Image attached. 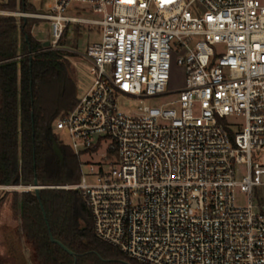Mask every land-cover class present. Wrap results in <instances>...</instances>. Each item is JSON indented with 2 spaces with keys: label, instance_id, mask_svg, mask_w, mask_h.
Returning a JSON list of instances; mask_svg holds the SVG:
<instances>
[{
  "label": "built area",
  "instance_id": "built-area-1",
  "mask_svg": "<svg viewBox=\"0 0 264 264\" xmlns=\"http://www.w3.org/2000/svg\"><path fill=\"white\" fill-rule=\"evenodd\" d=\"M72 4L100 18L66 15ZM0 15L48 21V49L70 23L100 30L84 55L94 82L52 126L89 170L51 186L80 192L97 238L143 264H264V0H52ZM174 56L185 84L168 90ZM13 188L34 190L0 185Z\"/></svg>",
  "mask_w": 264,
  "mask_h": 264
},
{
  "label": "trees",
  "instance_id": "trees-1",
  "mask_svg": "<svg viewBox=\"0 0 264 264\" xmlns=\"http://www.w3.org/2000/svg\"><path fill=\"white\" fill-rule=\"evenodd\" d=\"M0 9L35 13L30 0H6ZM35 22L0 15V185L30 186L37 179L45 187L39 198L34 190L13 196L21 246L31 252L32 264H143L96 237L91 211L79 191L51 188L81 179V159L52 129L78 98L67 54L35 39ZM52 138L62 148L63 161L53 151ZM50 233L77 255L76 263L51 241ZM14 259L24 263L20 256ZM0 264L13 263L0 259Z\"/></svg>",
  "mask_w": 264,
  "mask_h": 264
},
{
  "label": "rangeland",
  "instance_id": "rangeland-1",
  "mask_svg": "<svg viewBox=\"0 0 264 264\" xmlns=\"http://www.w3.org/2000/svg\"><path fill=\"white\" fill-rule=\"evenodd\" d=\"M6 0H0V2H5ZM30 3L36 7L34 9L38 13H47L49 7L52 5V0H30ZM0 11H10L6 9H0ZM23 13L22 11H16ZM66 15L87 18V19H98L100 16L86 4H72L68 7ZM35 24H39L36 30L37 36L50 38L51 27L50 23L46 20H40L37 18ZM100 30L96 26H91L84 23H70L67 26V30L64 33L62 45L58 46L62 49L67 55L69 61V72L73 80V83L76 87L77 98H82L90 89L94 82L95 78V66L93 63L88 60L84 55L88 45L93 42L100 40ZM176 57L174 56L172 67L170 70V80L168 84V90L180 89L185 84L186 70L184 66L177 64ZM160 101L158 100H149V105H158ZM132 104L123 103L122 106L126 109ZM134 105V103H133ZM65 112L63 111L57 118H59ZM54 135L57 140L60 141L63 145H67L69 142L68 136L63 132L54 128ZM83 161L85 163H95L98 161V156L93 157H84ZM89 164H85L82 168L84 173H88ZM21 194V189L15 190H2L0 191V259L10 261L13 264H22L16 263L17 260L14 257L18 258L20 256L24 263L32 264L31 252L28 248L25 247L19 241L17 235V222L14 219L13 212L11 210V202L14 194ZM237 203L245 204L246 196L245 194L237 191ZM14 256V257H13ZM23 263V264H24Z\"/></svg>",
  "mask_w": 264,
  "mask_h": 264
},
{
  "label": "water",
  "instance_id": "water-1",
  "mask_svg": "<svg viewBox=\"0 0 264 264\" xmlns=\"http://www.w3.org/2000/svg\"><path fill=\"white\" fill-rule=\"evenodd\" d=\"M49 45H50V41H48V40L45 43H43L44 47H48ZM52 143H53V151H54L55 155L58 157V159L60 161H63L64 157H63V152H62L61 146L59 145V143L54 138H52ZM33 187H34V192H35L36 196L39 198L40 197V190L43 189V187L41 185H39V182H38L37 179L34 180ZM41 208H42V211H43L44 218L46 219V213H45L44 208H43L42 205H41ZM50 239H51V241L53 243L59 245L64 251H66L68 254L73 256L74 260H75V263H76L77 255L73 251H71L61 241L55 239L51 233H50Z\"/></svg>",
  "mask_w": 264,
  "mask_h": 264
},
{
  "label": "crops",
  "instance_id": "crops-1",
  "mask_svg": "<svg viewBox=\"0 0 264 264\" xmlns=\"http://www.w3.org/2000/svg\"><path fill=\"white\" fill-rule=\"evenodd\" d=\"M33 8L34 9H36V7L33 5ZM34 12L35 13H33V14H37L38 12H36L35 10H34ZM31 18H33V17H31ZM39 26V24H34L33 26H32V28H31V33H32V35L35 37V39H37L38 41H40V42H42V43H45L46 41H47V38H43V37H40V36H37V35H35L36 33V30H37V27ZM67 30V29H66ZM58 49H64V48H59L58 47Z\"/></svg>",
  "mask_w": 264,
  "mask_h": 264
}]
</instances>
